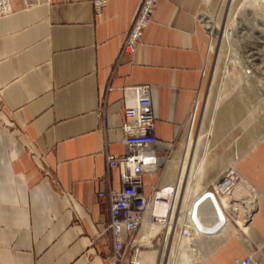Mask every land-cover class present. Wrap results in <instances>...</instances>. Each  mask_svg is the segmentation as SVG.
Instances as JSON below:
<instances>
[{"label": "crops", "instance_id": "0c3cea01", "mask_svg": "<svg viewBox=\"0 0 264 264\" xmlns=\"http://www.w3.org/2000/svg\"><path fill=\"white\" fill-rule=\"evenodd\" d=\"M238 2L158 0L135 54L116 63L139 0H108L99 14L89 0H10L0 17V264H108L109 207L95 191L109 186L106 154L123 151L121 88L150 85L156 152L169 158L143 179L146 191L167 186L206 128L219 76L205 66L197 14L222 21ZM110 185L120 187L117 168Z\"/></svg>", "mask_w": 264, "mask_h": 264}, {"label": "rangeland", "instance_id": "374dc122", "mask_svg": "<svg viewBox=\"0 0 264 264\" xmlns=\"http://www.w3.org/2000/svg\"><path fill=\"white\" fill-rule=\"evenodd\" d=\"M246 1V8L241 6L245 0L226 7L222 21L208 15L220 28H234V55L226 37L210 33L207 21L203 24L200 16L204 12L197 14L209 36L206 50L208 62L205 66L210 72L219 70L207 125L198 137L207 135L215 120V133L218 138L204 157L199 171L194 169L189 184L193 198L215 178L217 181L226 169L234 170L238 176L231 191L235 195L232 196L234 202L240 207L238 213L243 215L245 207L248 208L246 201L253 200L257 203L254 216L242 227L239 220L231 219L225 214L235 227L236 233L198 238L197 250L192 254V258L184 250L185 242L175 240L168 250L166 264H192L193 261L197 264H209V261H212V264H233L235 256L251 252L255 253V264H264V0ZM203 16L206 17L207 14ZM233 19L239 21L241 27H235ZM210 43L212 47L208 49ZM193 144L194 140L191 141L189 151ZM183 158L184 155L181 156V161ZM167 171L170 173L172 169L170 171L168 168ZM167 171L161 181H164ZM188 198L189 194L187 201H183V206L188 205ZM163 248L164 245L161 247L159 259L156 250H143L142 264H160Z\"/></svg>", "mask_w": 264, "mask_h": 264}, {"label": "built area", "instance_id": "2783aa9c", "mask_svg": "<svg viewBox=\"0 0 264 264\" xmlns=\"http://www.w3.org/2000/svg\"><path fill=\"white\" fill-rule=\"evenodd\" d=\"M41 1L43 0H23L25 5L38 4ZM89 1L96 14L101 13L108 4V0ZM157 1L139 0L131 24L125 31L116 63L127 55L135 54ZM10 12V0H0V17ZM203 15L200 19L204 21V25L205 21L208 24L214 23L210 16L207 15L205 19ZM211 47L210 43L208 49ZM204 62L205 65L208 62L207 54ZM121 89L124 107L123 118L118 125L122 133L123 151L120 154L110 152L106 154L105 175L109 186L104 188L98 184L95 191L97 200H107L109 207L107 228L111 234V252L107 263L142 264L141 253L145 249L156 250L159 259L163 244L169 243V246H172L175 240L185 242L184 250L192 255L197 250L198 238L213 236L222 226L227 209L221 197L234 188L238 175L234 170L226 169L217 181L215 178V182L204 187L197 196L202 191L205 192L187 206L180 203L175 189L170 184L163 187L152 184L150 190L146 191L143 175L149 174L154 177L165 165L169 153L160 155L156 152L150 85L126 83ZM114 168L119 172L118 189L110 185L111 172ZM206 197H210L214 202L215 199L218 200L215 210L220 223L214 228L202 227L196 216L198 204ZM254 260L255 253L251 252L235 256L233 264H255Z\"/></svg>", "mask_w": 264, "mask_h": 264}, {"label": "bare ground", "instance_id": "6f19581e", "mask_svg": "<svg viewBox=\"0 0 264 264\" xmlns=\"http://www.w3.org/2000/svg\"><path fill=\"white\" fill-rule=\"evenodd\" d=\"M247 3L248 2L245 0V2L243 3V5H241V6H244L246 8V6H248ZM251 3H249V4L251 5ZM232 23H233V25H235V27H241L239 21L237 22V21H235L233 19V22ZM208 26L210 28L209 29L210 33H212L214 35L225 36L226 39L228 40L229 44H230V51H231V53L233 55L236 54V52L234 51V48H233V40H232V36H233V33H234L233 32V29L234 28H228L226 26L223 27V28H220V26L218 24H215V23L209 24ZM219 103H220V101L218 102V106H219ZM217 138H218V135L215 133V120H214V124L210 128V132L207 135H201L200 137H198L194 141V144L192 146L191 151H189V149H188L189 140L186 143V145H185L186 150H185V152L183 154L184 155L183 161L180 160V169H179L178 178L176 180H173L172 182H170V185L173 186V188L175 189L177 195L179 194L178 197H179L180 203L183 204V201L184 200H185V202L187 201L188 194L190 196V198H188V204H189V202L190 203H193L200 195H202L205 192V191H202V193H200L198 196H196V197L194 196L192 198L191 197V195H192L191 193L193 191H192V188H190L191 186L189 184V180L194 175L193 174L194 173L193 172L194 169L197 170V171H199V168L201 167V165L203 163V160H204V157H205L206 153L210 150V148L215 143V141L217 140ZM242 183L244 185V180H242ZM239 184H241V182ZM239 188H240V186H239ZM236 191H237V189H236ZM232 196H235L234 193H233V191H231L230 193H227V194L223 195L221 197V200H222L223 203L226 204L225 207H227V215L231 219H235L236 218L237 220H239L241 226L244 227L253 218V213L255 211V207H256L257 203L255 201H253V200L246 201L247 202L246 205H248V208L245 207L244 213H243V215H241V214L238 213V210H240V207L238 206L237 203L234 202V199H233L234 197H232ZM215 205H218V200L217 199H215V202H214V201H212V199L210 197H206L201 202V205H199L198 207H202L203 209L209 210L211 208H215ZM231 233L232 234L236 233V229L233 226V224H231L229 218L226 215H224L223 216V224H222V226L218 229V231L214 235L226 236V235L231 234ZM166 244L167 243H164L163 244L164 245V248H163L164 253L161 256V260L159 262L160 264H166V261H167V253L169 252L168 250H169L170 246H169V243L167 245ZM191 258H192V255H191ZM192 264H197V262L196 261H193Z\"/></svg>", "mask_w": 264, "mask_h": 264}, {"label": "water", "instance_id": "95a60500", "mask_svg": "<svg viewBox=\"0 0 264 264\" xmlns=\"http://www.w3.org/2000/svg\"><path fill=\"white\" fill-rule=\"evenodd\" d=\"M202 202V201H201ZM201 202L198 204L201 205ZM197 206V219L202 227L214 228L220 223V218L215 208L209 210Z\"/></svg>", "mask_w": 264, "mask_h": 264}]
</instances>
